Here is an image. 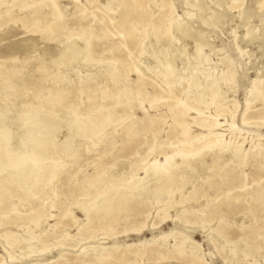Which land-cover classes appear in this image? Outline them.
<instances>
[{
    "label": "rangeland",
    "instance_id": "obj_1",
    "mask_svg": "<svg viewBox=\"0 0 264 264\" xmlns=\"http://www.w3.org/2000/svg\"><path fill=\"white\" fill-rule=\"evenodd\" d=\"M76 1L86 7L79 24L90 27L95 54L90 61H86V54L80 50L81 47L76 48L73 42L75 36H71L64 45L79 54V60H73L67 68H62L46 87H54L56 80H60V85L63 87H69L72 83L81 84L83 91L93 99L89 102L82 101L78 94L71 104L65 106L57 115L54 138L59 141L60 146L66 143L68 145L66 154L59 156V163L64 167L60 181H51L49 186L40 188L34 199L18 202L13 198L11 201L19 209L20 214L27 215L33 210L42 209L43 201L39 200L40 193L50 194V188H54L60 198L53 199L56 208L50 209L48 203L44 205L42 213L51 217L42 218L41 225L37 228L33 225H28V228L21 227L22 223L18 222L0 227V235L4 230H8L13 232L16 239L12 247H6L0 236V264H124L126 258H131V264H193L188 262L191 253L190 243H187L184 257L175 255L176 258L167 262L159 261L161 252L174 253L172 250L174 236L161 238L170 231L187 236L190 242L197 244L198 253L207 264H264V202L261 200L245 202L246 192L237 189L243 182L246 184L247 193H255L259 190L256 181L260 179L263 181L260 186H264V162L261 158L256 160L247 158L244 165L237 166L230 163L229 154H224L223 160L216 162V166L221 167L220 175L224 177L222 181L221 178L216 179L213 181L216 183L215 186L209 189L208 185L198 180L195 183L197 190L195 197L200 198L198 202H190L185 208L176 206L167 209L165 216L171 219L173 217L175 224L169 221L170 218L162 221L163 217L157 216L159 207L152 204V200L131 201L129 205H124L122 210L115 212L113 218H108L101 225L86 226L84 214L75 209V203L84 199L83 184L96 178L97 175L106 177L127 170L130 159L148 149L147 138L152 132H159V139L165 140L166 144L174 147L158 149L159 153L155 152L148 159L149 163L156 160L161 164L165 157L171 155L172 150L178 152L185 149L186 146L182 145L187 141V137L195 140L200 135L209 134L207 129H202L204 127L198 125L202 120L215 124L213 133L217 134L207 136L201 140L202 142L208 143L218 139L235 146L242 144L244 150H248L251 146H260L264 150V83L258 85L253 93L248 95L247 101L245 99L247 89L253 80L264 72V8L257 9V0H239L237 4L231 3V0H221V5H218L220 0H202L204 8L202 16L212 17L211 15L222 14L220 23L214 27L205 28L199 22L193 23V35L206 45L203 54L208 58L209 64H205L204 71L207 76L212 77L208 78L210 81H214L216 77L222 80L225 74L230 72L234 75V82L231 84L220 82L215 85L213 92L220 104L203 109L199 117L194 110L187 107L191 103L190 99L195 98L197 91H192L187 96L181 88L168 90L165 82L156 80L153 74L157 65L159 67L156 72L162 71L163 68L162 64L157 63L151 56V51L154 50L159 55V52L165 54L173 50L169 44L173 38H178V32L174 29L177 25L175 18L178 16L182 19V23L189 24V19L183 15L186 6L179 0H163L162 8L155 6L152 3L154 0H95L93 6H87L85 0ZM107 1L119 2L122 7L115 13L111 11L105 15L101 8ZM261 3L264 7V0ZM59 6L64 19L61 27L52 35L54 39L52 43L17 26L11 27L12 29L8 28L0 32V59L6 57L8 55L6 52L9 51L21 57L25 53L24 46L29 41H33L36 45L32 52L35 55L40 54L43 48L51 44L47 50L49 56L43 58L46 63L49 58L58 59V47L55 45L57 46L59 41L71 34L68 30L76 23L72 19L73 3L59 0ZM192 13L190 9L189 14ZM248 14L250 17L243 21L244 16ZM148 24H153L157 29L159 26L162 27V34L158 32L161 41L154 49L148 46L149 39L145 34ZM248 30L251 39L244 40L243 37ZM177 47L192 57L191 54L195 49L194 39H182ZM112 52L119 59L120 76L115 85L111 80L105 79L103 72V65L111 60ZM137 63L141 66L142 79L133 68ZM181 64L183 63L179 59L176 60L174 68L181 71L183 68ZM64 74L70 79H66ZM181 76L180 82L184 84L187 75L183 73ZM200 78L199 82L204 84V77ZM169 83L174 81L171 79ZM124 86H133L139 91L142 112L135 111L134 116L130 114L122 116L119 122L106 127L98 136L93 135L91 128H68L65 125L67 121L73 122L74 107L94 116L105 91L110 89L116 93ZM211 94V92L203 93L199 101L209 102ZM223 99L224 104H221ZM21 102L22 100L17 101L18 108L13 111L15 115L7 113V120L2 119L5 112L0 103V119L5 121V124L2 122L1 128L16 130L17 124L21 125L30 120L37 122L43 117L44 113L40 110L31 116H23L29 107L24 108ZM30 102L34 104L36 101ZM37 102L41 107L49 105L44 100ZM49 106L51 107V104ZM121 110L115 109L117 116L122 115ZM183 124L187 125L185 128H189L187 135L181 133ZM26 136L29 137V134ZM197 146L196 142L192 143V149H196ZM204 160L208 165L212 164L210 154L206 153ZM103 171L108 173L103 174ZM202 171L206 172L204 169ZM138 175L143 176L141 172ZM231 188H235L234 192L228 196L222 195ZM217 193L220 198L211 202ZM234 195L240 196L242 200L234 203L232 201ZM201 209L203 212L193 213ZM70 212H73L77 219L76 227L68 217ZM10 215L9 210H0V221L8 220ZM206 215L222 218L220 231L224 236H219L215 232L219 226L218 219H214L209 224L201 223L199 218ZM144 218L150 227L154 224L153 229L146 230L141 235L124 233L126 228L132 227L134 223ZM27 230H33L35 233L31 241H28L30 237L26 234ZM212 239L215 244L211 242ZM176 240L180 239L176 238ZM216 245L220 252H217ZM42 248H45V254L38 257V252ZM151 250H155L154 255L150 254ZM137 252L145 253L146 256L133 260L132 256ZM245 252H248L247 256ZM99 253H102L101 257H97ZM84 254L87 259L93 260L82 262ZM150 257L152 258L149 259ZM182 257L185 261L181 260Z\"/></svg>",
    "mask_w": 264,
    "mask_h": 264
},
{
    "label": "bare ground",
    "instance_id": "obj_2",
    "mask_svg": "<svg viewBox=\"0 0 264 264\" xmlns=\"http://www.w3.org/2000/svg\"><path fill=\"white\" fill-rule=\"evenodd\" d=\"M68 1L73 3L74 14L72 19L75 20L76 23L68 30L71 34L69 33L65 39L58 42L57 46L55 45V47H58V59H56L54 55L53 57L55 58H49L47 63L43 60L44 57L49 56L47 55V50L51 44L43 48L40 54H32L36 47L33 41L27 42L24 46L25 53L21 57L9 51L6 52V54H8L6 57L0 59V103H2L1 105L5 112L2 119L7 120V113L15 115L13 111L18 108L17 101L19 100H22L23 103H21L24 108L25 106L29 107V110H27L23 116H31L38 110L44 113L43 117L37 122L30 120L31 122L25 121L21 125L17 124L16 130L1 128L2 122L5 124V121H1L2 119H0V210H9L11 212L8 220L4 222L0 221V227H7L18 222L22 223V226L20 225L21 227L26 226L28 228V225H33L37 228L41 225L42 218L48 219L51 217L42 212L46 203H48L50 209L56 208L53 199L57 200L60 197L54 188H50V194H46L45 192L40 193L39 200L43 201L41 205L42 209L33 210V212L27 215L20 214L19 209L12 204L11 200L15 198L16 201L22 202L34 199V197L38 195L40 188L49 186L51 181H60L59 178L64 173V167L59 163V156L60 154H66L68 145H66V143L60 146L59 141L54 138L56 134V117L65 106L71 104L78 94L82 101L86 100L89 102L90 99H93L83 91V86L81 84L77 85L76 83H72L69 87H63L60 85V80H56L54 87H46L51 80L55 79L54 76H57L56 74H58L62 68H67L73 60H79V54H76V52L64 45V42L70 39L71 36H75L73 42L76 48L81 47L82 49L80 48V50L84 51L86 54V61H90L95 54L94 45L91 40L90 27L88 25L82 26L79 24V20L83 16L86 7L81 6L76 0ZM179 1L182 5L186 6L183 15L189 19V24L182 23V19H179L177 16L175 18V20H177V25L174 29L178 32V38H173L171 44H169L173 50L165 54L158 51L159 55L156 51H151V56L156 59L157 63H161L163 68L162 71L156 72L159 67L157 65L153 74L156 80L160 79L165 82V86L168 90L181 88L187 96L192 91H197L195 98L190 99L191 103L190 105L188 104L187 107L188 109L194 110L200 117L203 109H208L211 105L220 104L217 102L218 98L213 92V87L220 82L224 84L233 83L234 75L227 72L222 80H219L217 77L213 79L214 81L208 80L210 76H207V73H205L204 66L205 64H209V60L203 54V49L206 45L199 41L200 38H195L192 32L193 23L195 22H199L205 28L217 26L218 23H220L219 21L222 18V14L218 13L211 15L212 17H204L201 14L204 11L202 0ZM261 1L263 0H257V9L259 10L264 8ZM85 3L87 6H93L95 0H85ZM152 3L158 8H162L164 5L163 0H154ZM218 3V5H221V0ZM231 3L237 4L239 0H231ZM121 7L122 5L119 2L107 1L106 4L102 5L101 10L106 15L111 11L115 13ZM190 9L193 11L192 14H189ZM249 17L250 14L246 17L244 16L243 21H246ZM63 19L64 16L59 6V0H0V32L17 26V28L23 29L27 33L35 34L40 39L52 43L54 40L52 35L57 28L61 27ZM168 22H170V20ZM170 25H172V22ZM161 28L162 27L159 26L157 29L153 24L146 25L145 34L149 39L148 46L152 49L158 46L161 41V36L158 34V32L162 34ZM199 35L202 37L200 33ZM187 38L194 39L195 49L191 54L192 57L186 55L181 48L177 47L180 40L182 41V39ZM243 39H251L249 30L244 35ZM111 54V60L103 65V72L105 74V79L111 80L115 85L118 81V76H120L118 69L119 59L114 56L113 52ZM178 59L183 63L181 64L183 65L181 71L174 68V62ZM140 67L139 63L133 65L134 70L139 75L142 71ZM71 70H73V68ZM183 73L187 75L184 79V84L180 82ZM140 76V79H142V75ZM64 77L70 79L66 74H64ZM200 77H204V84L199 82L201 79ZM171 79L174 83H169ZM263 83L264 72L256 76L249 89H247L246 101L248 100V95L252 94L253 90ZM89 88H92L91 84ZM206 92L212 93L210 101L207 103L200 102V96ZM31 100H35L36 102L44 100L45 103L51 104V107L49 105L41 107L38 102L32 104L30 102ZM222 103L224 104V99L221 101V104ZM141 105V94L135 87L124 86L116 93H113L109 89L105 91L104 97L99 100L94 116H90L85 111H79L74 107L72 109L74 120L70 123L67 119L65 125L68 128H91L93 130V135L98 136L102 134L106 127L119 122L122 116L128 114L134 116L136 115V113H134L135 111L142 112ZM116 108L122 109V115H116ZM12 114L11 117L13 116ZM198 125L204 127L202 129H207L209 134L200 135L199 138L195 140H190V138L187 137V141L182 145L183 147L186 146L187 149L185 147V149L178 152L172 150L171 155L165 157L164 162L161 164H158L156 160L149 163L148 159L155 152L159 153L157 151L158 149H163L164 147L172 148L174 146L166 144L165 140L159 139V132H152L147 138L149 145V147H147L148 149L144 152H142V150V153L133 156L129 161L127 170L117 175H108L106 177L97 175L96 178L86 181L83 184L84 199L75 203V209L83 213L86 218V226L90 224L101 225L108 218H113L115 212L122 210L124 205H129V203L134 200L140 202L152 200L151 203L159 207L157 216L163 217L161 220L164 221L170 218L169 216H165L168 208L176 206L185 208L186 204L190 202H198L200 198L195 197L197 191L195 183L198 180H201V182L208 185L209 189H212L216 184L213 181L218 178H221V181L224 179V177L220 175L221 167L219 165L216 166V162L223 160L224 154H229L230 163L237 166L244 165L247 162V158L253 160L261 158L264 162V150L260 148V146H251L248 150H244L242 144L235 146L230 143L218 141V139H214L208 143L202 142L201 140H204L207 136L217 135L213 133L216 125L207 123L206 120L200 121ZM182 126L181 133L187 135L189 128H185L187 126L186 124ZM27 134H29V137L26 136ZM193 142H196L198 145L196 149H192ZM206 153L210 154L212 160L211 165H208L204 160ZM202 169L206 172H203ZM139 172L143 175L142 177H139ZM107 173L108 171H103V174ZM256 182L259 190L255 191V193H247L246 184L243 182H241V185L237 188L246 192L245 196H247V198L244 199L245 202L252 203L255 202V200L264 202V186H260V183L263 181L260 179ZM234 190L235 188H231L227 193L222 195L228 196L234 192ZM203 195L205 196V193H203ZM205 197H207V195ZM219 198L220 195L217 193L216 197L211 199V202ZM241 200L240 196L234 195V197H232L234 203ZM221 202L224 203L223 200H221ZM198 212H203V210L193 211V213ZM68 217L73 225L77 223V219L73 215V212L68 213ZM199 219L202 224H209L214 219H218L219 226L215 232L218 233L219 236H224L221 235L222 232L220 231V226L223 222L222 218L206 215ZM145 220L144 218L143 220L137 221L132 227L126 228L124 233L130 232L133 235H141L146 230L153 229L154 224L150 227ZM169 221H173L174 224L176 222L173 217L172 219L170 218ZM26 234L30 237L28 241H31L34 239L33 237H35L33 230H27ZM0 236H2L1 238L6 247H12V245H14L16 239H14L13 232L4 230ZM168 236H174V244L172 245L174 253H168L167 251L161 252L159 261L167 262L170 259L176 258L178 255H183L184 257L187 243H190L191 253L188 262L193 264H207L198 253L199 246L190 242L189 237L170 231L161 238L167 239ZM176 238L180 240L177 241ZM153 241L154 239L151 240V242ZM211 242L215 244L213 239ZM215 248H217V245ZM256 249L258 248L256 247ZM101 250L105 251V249ZM194 250L197 251L194 252ZM44 251L45 248H42L37 256H43L45 254ZM154 251L155 250H151L150 254L154 255ZM217 252H220V249L217 248ZM245 253L247 256L248 252ZM101 255L102 253H99L97 257H101ZM143 256H146V254L137 252L134 253L132 257L133 260H136ZM82 258H84L82 262L93 260L87 259L85 254ZM151 258L152 257L149 259ZM182 258L181 260L185 261L184 258ZM131 263V258H126L124 261V264Z\"/></svg>",
    "mask_w": 264,
    "mask_h": 264
}]
</instances>
